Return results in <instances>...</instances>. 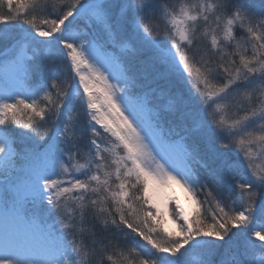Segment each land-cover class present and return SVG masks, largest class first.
<instances>
[{"label":"snow or ice","instance_id":"6c2138e0","mask_svg":"<svg viewBox=\"0 0 264 264\" xmlns=\"http://www.w3.org/2000/svg\"><path fill=\"white\" fill-rule=\"evenodd\" d=\"M191 258L264 264V0H0V264Z\"/></svg>","mask_w":264,"mask_h":264},{"label":"rangeland","instance_id":"374dc122","mask_svg":"<svg viewBox=\"0 0 264 264\" xmlns=\"http://www.w3.org/2000/svg\"><path fill=\"white\" fill-rule=\"evenodd\" d=\"M179 189L182 191V193L179 191ZM181 195H180V193ZM169 195H174L176 198L180 200V203L182 206L185 208V210L189 214H194V209L195 205L193 204V201L191 200L189 194L182 189L179 185H172L171 192L168 193ZM157 195H162V193H157ZM165 226L170 230V231H175L174 226L170 221H165ZM235 230V229H234ZM191 264H196L195 258H191Z\"/></svg>","mask_w":264,"mask_h":264},{"label":"bare ground","instance_id":"6f19581e","mask_svg":"<svg viewBox=\"0 0 264 264\" xmlns=\"http://www.w3.org/2000/svg\"><path fill=\"white\" fill-rule=\"evenodd\" d=\"M179 191L182 193V191H181L180 189H179ZM180 192H179V193H180ZM181 193H180V195H181Z\"/></svg>","mask_w":264,"mask_h":264}]
</instances>
